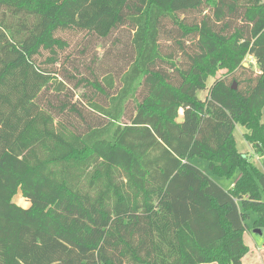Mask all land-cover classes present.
Segmentation results:
<instances>
[{"label":"trees","instance_id":"1","mask_svg":"<svg viewBox=\"0 0 264 264\" xmlns=\"http://www.w3.org/2000/svg\"><path fill=\"white\" fill-rule=\"evenodd\" d=\"M254 46L264 0H0V264H242L264 70L207 84Z\"/></svg>","mask_w":264,"mask_h":264},{"label":"rangeland","instance_id":"2","mask_svg":"<svg viewBox=\"0 0 264 264\" xmlns=\"http://www.w3.org/2000/svg\"><path fill=\"white\" fill-rule=\"evenodd\" d=\"M83 37H84V35H80V34H73L72 35V38H71L72 41L71 42H72V45L77 46V50L79 48V45L86 44L85 43L86 38L84 39ZM120 49H122V47L118 46L115 50L119 51ZM77 50L73 54L77 55V53H78ZM97 51H98L99 56L105 57V55H104L106 53L105 49H101L100 47H98V49H97V48L91 46V44H89L87 46L85 61L91 60ZM262 70H264V47L263 46H254L251 49L249 55L245 59L243 69L238 70L235 74H228L227 70L218 71L216 78H210L208 80L207 85H208V87H210L213 85L214 81L219 80V79H227L229 81H233L234 79H236V80H234V82H236L237 87H240L239 84L243 80H245L246 78H248L250 76H257L258 74H260V72H262ZM206 95H207L206 92L199 93V97L201 99H205ZM246 133H247V130L245 128H243L240 125L237 126V128L235 130V138L237 141V148L241 153L249 156L252 163L259 170L264 171V168H263L264 158L262 156L257 155L255 150H254V147L245 140V134ZM14 202L18 206H21L23 208H29L30 207V204L26 201V199L24 198L21 191H19L17 193V195L14 197ZM255 219H256V215L255 214L251 215V219L247 222V225L250 228H252ZM255 238H257V240L261 243L260 244L261 246L264 244V235H263V237L261 235H255ZM246 243L247 244L249 243L248 237H247ZM254 259H255V261H254L255 264H263L264 263V250L260 249L259 251H257L254 254Z\"/></svg>","mask_w":264,"mask_h":264},{"label":"crops","instance_id":"3","mask_svg":"<svg viewBox=\"0 0 264 264\" xmlns=\"http://www.w3.org/2000/svg\"><path fill=\"white\" fill-rule=\"evenodd\" d=\"M191 163L197 166L199 169H201L205 174L210 176L215 182H217L225 190L233 189L236 181L240 177V173H237L234 179L225 180L224 178H218L212 174V172L209 169V163L207 161L201 159H194L193 161H191ZM254 231L248 230L244 234V238H243L244 243L249 248V253L243 258L242 264H255L254 254L260 249L264 250V244L261 246L260 245L261 243L257 240V238H255V235H261L263 237L264 232L258 233V231L257 232ZM247 237L249 241L248 244L246 243ZM208 264H217V263H208Z\"/></svg>","mask_w":264,"mask_h":264},{"label":"water","instance_id":"4","mask_svg":"<svg viewBox=\"0 0 264 264\" xmlns=\"http://www.w3.org/2000/svg\"><path fill=\"white\" fill-rule=\"evenodd\" d=\"M233 89L236 90V85H234ZM178 122H179V123L183 122V119L180 118V119L178 120ZM256 232H257V231H256ZM259 232L262 233L261 231H258V233H259Z\"/></svg>","mask_w":264,"mask_h":264}]
</instances>
